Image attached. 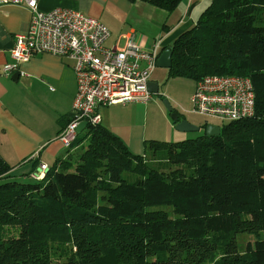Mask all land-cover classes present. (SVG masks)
<instances>
[{
  "label": "trees",
  "instance_id": "obj_1",
  "mask_svg": "<svg viewBox=\"0 0 264 264\" xmlns=\"http://www.w3.org/2000/svg\"><path fill=\"white\" fill-rule=\"evenodd\" d=\"M169 49V77L248 78L253 116L141 155L88 124L41 181L0 158V264H264V0H210Z\"/></svg>",
  "mask_w": 264,
  "mask_h": 264
},
{
  "label": "crops",
  "instance_id": "obj_2",
  "mask_svg": "<svg viewBox=\"0 0 264 264\" xmlns=\"http://www.w3.org/2000/svg\"><path fill=\"white\" fill-rule=\"evenodd\" d=\"M209 2L183 0L170 13L144 2L127 0H38V9L48 12L65 8L81 12L108 29L106 48H122L130 38L141 49L156 48L159 55L194 26ZM30 18L29 10L22 5L0 4V158L11 163V174L16 176L38 171L41 164L50 168L64 155L57 137L71 114L76 94L69 60L33 55L11 74L3 73L4 67L11 63L14 39L27 32ZM150 101L97 109L100 124L137 155L143 154L144 142L154 138L147 136L150 119L146 105ZM155 106L157 112L152 109L150 113L164 118V113ZM163 132L162 139L173 140L167 119Z\"/></svg>",
  "mask_w": 264,
  "mask_h": 264
},
{
  "label": "built area",
  "instance_id": "obj_3",
  "mask_svg": "<svg viewBox=\"0 0 264 264\" xmlns=\"http://www.w3.org/2000/svg\"><path fill=\"white\" fill-rule=\"evenodd\" d=\"M0 4L22 5L31 15L27 32L14 39L11 63L3 69L5 75L33 55L72 62L76 94L70 120L57 137L64 148L75 140L80 123L100 124L98 108L151 100L147 83L156 68V48L141 49L130 38L122 48H106L108 29L99 20L75 10L54 8L42 12L38 0H0ZM190 104L192 113L221 124L247 119L254 114L252 84L246 77L204 76L195 82ZM47 169L41 164L31 179L43 180Z\"/></svg>",
  "mask_w": 264,
  "mask_h": 264
},
{
  "label": "rangeland",
  "instance_id": "obj_4",
  "mask_svg": "<svg viewBox=\"0 0 264 264\" xmlns=\"http://www.w3.org/2000/svg\"><path fill=\"white\" fill-rule=\"evenodd\" d=\"M150 80H153L158 83L159 85V95H152V101L146 105L147 107V114L150 119V122L148 123V128L150 131L147 136H152L149 139V141H158V142H166V140L162 139L163 127L165 126V119H167V122L170 126V131L173 135V140L170 142H177L182 141L186 139H196L203 135L202 130L198 132H177L174 129V126L169 119V115L165 110V107L162 104V101L164 99H167L169 101L170 106L175 109L179 115H181L183 118H185L187 121H189L190 124L196 127H203V124L210 123L217 126H221V123L212 120V119H205L201 116H198L191 111V104H190V96L194 90V81L188 78H180V77H169L168 76V70L163 68H155L154 72L152 73ZM162 97V98H161ZM157 105L159 107L158 111L163 114L162 118L157 113H150L152 109H154L157 112ZM146 110V109H145ZM165 115V116H164ZM85 132L82 130L81 132L77 133L75 141L72 143V147L77 145L82 137L84 136ZM151 134V135H150ZM63 147V146H62ZM66 150V148L63 147L62 151ZM8 165L11 163L7 162ZM251 240V237L245 234H241L237 236V243L239 246V249L241 250L244 246V244Z\"/></svg>",
  "mask_w": 264,
  "mask_h": 264
},
{
  "label": "water",
  "instance_id": "obj_5",
  "mask_svg": "<svg viewBox=\"0 0 264 264\" xmlns=\"http://www.w3.org/2000/svg\"><path fill=\"white\" fill-rule=\"evenodd\" d=\"M156 68H163V69H169L171 67V50L170 49H164L160 52L156 59ZM147 89L148 92L152 95H158L159 96V85L155 81H149L147 83ZM163 106L165 107L166 112L169 115V119L171 120L174 129L177 132L185 133V132H198L202 130L203 135L205 137H216L220 134V126L205 123L203 124V127H196L189 123L185 118H183L176 110H173V108L170 106L169 101L167 99H164L162 101ZM86 126V123H80L78 127L76 128V132H81Z\"/></svg>",
  "mask_w": 264,
  "mask_h": 264
}]
</instances>
